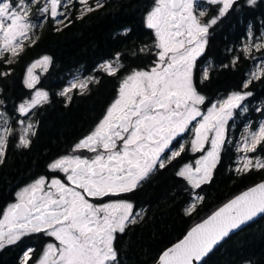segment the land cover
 Segmentation results:
<instances>
[{"label": "snow or ice", "instance_id": "6c2138e0", "mask_svg": "<svg viewBox=\"0 0 264 264\" xmlns=\"http://www.w3.org/2000/svg\"><path fill=\"white\" fill-rule=\"evenodd\" d=\"M73 2L0 0V65L18 62L25 51V42L31 46L39 39L36 30L40 25L32 20L34 10L44 22L50 19L67 27L65 21L71 23L68 9ZM75 3L81 6L77 19L104 6L102 0H94L92 4L89 0H75ZM204 3L216 6L214 15L201 7L200 0H153L144 17L145 27L153 30L155 37V60L151 67L134 68L127 75H120L122 70L126 71L121 53L98 65L97 71L120 80L114 99L94 128L73 146V153L80 154L56 158L48 165L54 174L51 179L40 176L15 193V201L0 213V250L32 234H43L55 242L45 244L34 264H120L115 247L117 235L126 234L130 225L147 215L146 209L136 211L133 202L120 197L143 187L188 151L201 155L194 165L186 163L179 167L175 175L192 189L212 180L221 151L229 142L226 126L233 110L241 108L242 102L253 93L235 91L223 100L208 101L211 106L202 110L208 98L202 94L200 85L210 80L212 69L205 68L197 76L198 58L205 54L209 29L230 10H235L238 0H204ZM245 3L255 7L258 0H245ZM252 48L259 52L264 49V42L246 45V57ZM146 50L151 51L140 49ZM239 59L235 57L232 65ZM51 62V57L45 55L28 66L23 84L34 91L16 108L20 116L27 117L49 102L48 92L36 87L40 77L33 70L42 65L46 71ZM12 71L11 67L5 70L0 66V78L10 76ZM261 79H264V62L258 64L241 87L248 89ZM99 82L96 76L74 78L59 95L70 100L68 93L77 90L83 95L89 85ZM3 104L4 100L0 99V105ZM243 110L246 112L247 108ZM19 123L22 127L17 147L28 148L30 137L36 135L37 124L25 125L24 120ZM188 132L193 133L190 143L181 142L180 138ZM15 135L8 115L0 111V164L4 162L9 138ZM262 147L264 122L256 129L249 127L237 145V151L242 153L235 169L237 174L264 169V157L249 155ZM85 151L92 155H84ZM58 173H63L64 178H59ZM105 198L108 202H93ZM203 199L195 196L196 202ZM196 202L185 210L186 215L195 211ZM258 218H264V182L235 196L195 224L159 255L156 264H202L231 234ZM34 252V248H26L20 264H29Z\"/></svg>", "mask_w": 264, "mask_h": 264}, {"label": "trees", "instance_id": "16d2710c", "mask_svg": "<svg viewBox=\"0 0 264 264\" xmlns=\"http://www.w3.org/2000/svg\"><path fill=\"white\" fill-rule=\"evenodd\" d=\"M153 0H106L104 6L93 11L83 20L72 22L62 31H55L53 22L47 21L46 29L34 45L25 48L18 61L23 64L51 53L63 63L89 62L98 57H114L121 53L126 63L145 59L138 46L147 40L145 13ZM127 34H125V31ZM17 86L18 72L13 73ZM116 77H106L104 86H96L92 95L77 97L69 107L48 111L39 118L34 137L28 148L17 147L15 135L12 147L6 151L0 164V211L16 189L29 178L40 173L45 164L81 137L86 128L101 115L108 100L101 95L107 87L115 88ZM8 91V83L3 84ZM15 86V87H16ZM264 91V79L254 83ZM257 121L252 128H255ZM224 157L212 180L197 191H184L187 186L171 172H166L146 188L150 202L146 217L130 225L126 234H118L115 247L120 264H155L159 255L179 241L186 232L220 206L245 189L264 180V169L237 174L233 165L238 155ZM264 155V147L257 152ZM194 194L204 199L190 215L185 208ZM24 245L15 244L0 250V264H20ZM264 264V218L233 233L204 258L202 264Z\"/></svg>", "mask_w": 264, "mask_h": 264}, {"label": "flooded vegetation", "instance_id": "af4514ba", "mask_svg": "<svg viewBox=\"0 0 264 264\" xmlns=\"http://www.w3.org/2000/svg\"><path fill=\"white\" fill-rule=\"evenodd\" d=\"M94 0H89V3L92 4ZM103 4L106 0H102ZM200 5L202 8L209 10V15H214L216 11V6L208 5L204 3V0H200ZM80 5L73 2V5L68 9L69 20L72 22L81 21L88 17L92 12L86 13L82 19H77V16L80 15L79 9ZM235 10H230L229 14L217 25L213 26V28L209 29L208 35V45L206 47V51L203 57L198 58L197 64V76H199L205 68L212 69L211 78L208 81H205L200 85V90L202 94H204L208 100L206 104L202 107L203 111L207 110V107H210V102H216L218 100L225 99L229 94L235 91H251L253 93L252 96L248 97L242 102L241 108L233 110V117L229 120L228 125L226 126V136L229 141L221 151L220 161L217 164L216 169L221 164L224 157L231 155L232 157L236 156L237 151V143L239 140V135L245 131L248 127H252L256 121H258L261 116L264 114V91L260 89H256L254 87V81L248 89H242L241 85L243 81L248 79L249 74L256 69L258 64L264 62V49L261 51H256L255 48H252L250 54L246 57L244 54V48L249 44H256L260 42H264V0H258V3L255 7H250L245 3V0H238V5L234 6ZM208 17H204L203 19H207ZM32 20L34 23L40 25L36 34L42 33L46 29L47 22H44V18L41 17L35 10L32 13ZM50 20V19H49ZM48 21V20H47ZM71 23L65 21L67 26ZM55 27L54 30L57 31V28H60L59 31H62L65 28L63 25H56L53 23ZM147 29V28H146ZM249 29L251 30V34H249ZM154 34L153 30L147 29V40L138 46V50L141 48L151 49V51H145V59L140 60L135 63H126L121 58V63H123L125 70H122L120 75H127L132 69H147L152 66L153 61L155 60V49H154ZM28 42H25V48L28 47ZM49 56L51 57V64L47 66V70H44V66L39 65L33 71L34 74L40 77V83L36 85L37 88L47 91L49 94V102L44 103L41 106H38L35 110L29 113L27 117L20 116L18 112H16V108L18 105L24 100L29 99L34 90H29L25 88L23 84V79L26 73V70L29 65H31L32 61L27 64L21 63L18 61L10 66H3L6 70L8 67L13 69L12 74L6 78H0V88L3 89V92L0 93V99L4 100V104L0 105V111L6 112L9 117L10 123L16 132H20L22 125L19 123L20 120L25 121V125L29 122L37 124L39 123V118L47 114L48 111H54L56 109H60L63 107H69L73 101L80 96L92 95L96 86H104L103 80L108 77L106 74L97 71L98 65L106 60H111L114 57L110 56H100L96 60H91L89 62L78 61L75 63H63L58 60H55L51 53L45 52L41 56ZM235 57H239V61L235 66L232 65V60ZM224 65H228L227 68ZM17 71L19 77H17V86L15 85V78L13 77V73ZM89 76H96L100 82L98 84L89 85L88 90L85 94L80 95L77 90H73L68 93V96L71 97L69 100L67 96H61L59 93L68 86L69 82L74 78L84 79ZM258 81V80H257ZM119 78L116 77L115 80V88L113 93L111 94L109 89L105 87L103 93L101 94L103 98L108 100L107 104L104 106L101 115L98 119L89 125L85 133L75 140L71 145H69L65 150L51 158L44 166L42 171L33 177L29 178L22 185H20L7 203L3 206L0 213L4 209H6L7 205L15 201V193L19 191L24 186L32 183L35 179L40 176H45L48 179H51L54 175L49 171L48 165L63 155H74L80 153H73V146L85 135H87L97 124L99 119L103 116L106 108L112 102L116 95V90L119 86ZM4 83H8V91H5L3 86ZM16 86V87H15ZM247 108L245 112L243 109ZM38 122V123H37ZM37 127L35 129H37ZM193 138V133L188 132L180 138L181 142L190 143ZM13 140L15 137L9 138V143L7 149L12 147ZM178 147V145H177ZM6 149V151H7ZM84 155H92L91 153L84 152ZM201 153H192L188 151L186 153H182L181 157L174 160L171 165H169L166 169L161 170L155 176H153L149 181L145 182L143 187L138 188L135 192L125 194L120 198L128 199L134 203L136 206L135 210L138 211L141 208L146 209L147 213L149 211L150 202L146 197V188L153 181L157 180L160 176L165 174L166 172H171L172 175L176 176L175 173L183 164H195V159L198 158ZM6 157V155H5ZM236 158V157H235ZM5 159V158H4ZM236 164V163H235ZM235 164L233 168H235ZM213 171V175L216 171ZM236 169V168H235ZM59 178L63 179L64 174L58 173ZM213 177V176H212ZM181 179V178H180ZM183 184L187 186L183 190L184 191H192L195 192L198 189H192L190 185L186 183L183 179ZM203 186V185H201ZM196 195L202 196L201 194H194L191 203L185 208L188 209L190 205L194 202V197ZM112 199H117V197H113ZM94 203H103L108 202V199L105 198L103 201H93ZM197 204L199 202H196ZM146 217V216H145ZM141 222V221H140ZM49 242H55L53 238L46 237L43 234H32L28 237L23 238L21 241L17 242L18 244L24 245L23 252L26 248L32 247L35 249L33 254V260L29 262V264H34L35 259H37L45 244Z\"/></svg>", "mask_w": 264, "mask_h": 264}, {"label": "rangeland", "instance_id": "374dc122", "mask_svg": "<svg viewBox=\"0 0 264 264\" xmlns=\"http://www.w3.org/2000/svg\"><path fill=\"white\" fill-rule=\"evenodd\" d=\"M40 58H42V56H40V57H38V58H36V59H34L33 61H32V63L33 62H35V61H37V60H39ZM112 60V59H111ZM31 63V64H32ZM37 66H39V65H37ZM261 122H264V114L261 116V118L257 121V124H256V127L255 128H252V127H250V128H252V129H256L258 126H259V124L261 123ZM249 128V127H248ZM247 128V129H248ZM247 129L245 130V131H243L240 135H239V140H238V143H237V145L238 144H241V141H242V137L244 136V135H246L247 134ZM19 133L20 132H16V135H17V138L19 137ZM242 155V153L240 152L239 153V155H238V158H237V161H238V159H239V157ZM249 155H255V156H260V157H264V155H262V154H259V153H255V154H249ZM237 161H236V164H235V168L237 167ZM194 200H195V197H194ZM247 264V263H246Z\"/></svg>", "mask_w": 264, "mask_h": 264}, {"label": "water", "instance_id": "95a60500", "mask_svg": "<svg viewBox=\"0 0 264 264\" xmlns=\"http://www.w3.org/2000/svg\"><path fill=\"white\" fill-rule=\"evenodd\" d=\"M261 182H264V180L261 181ZM261 182H259V183H261ZM259 183H257V184H259ZM255 185H256V184H255ZM255 185H253V186H255ZM253 186H251V187H253ZM251 187H249V188H251ZM249 188H247V189H249ZM247 189H245L244 191H246ZM244 191H242V192H244ZM242 192H241V193H242ZM241 193H240V194H241ZM240 194H238V195H240ZM232 199H233V198H232ZM229 201H230V200H229ZM229 201H228V202H229ZM228 202H226V203H228ZM226 203H225V204H226ZM223 205H224V204H223ZM223 205H222V206H223ZM222 206H220V207H222ZM220 207H219V208H220ZM216 210H217V209H216ZM216 210H215V211H216ZM212 213H213V212H212ZM212 213H211V214H212ZM211 214H210V215H211ZM208 216H209V215H208ZM204 219H205V218H204ZM201 221H202V220H201ZM201 221H199L198 223H200ZM196 224H197V223H196ZM194 226H195V225H194ZM192 227H193V226H192ZM192 227H191V228H192ZM191 228H190V229H191ZM190 229H189V230H190ZM189 230H188V231H189ZM188 231H187V232H188ZM238 231H239V230H238ZM187 232H186V234H187ZM236 232H237V231H236ZM186 234H185V235H186ZM183 237H184V236H183ZM183 237H182V238H183ZM182 238H181V239H182ZM177 242H178V241H177ZM177 242H176V243H177ZM174 244H175V243H174ZM171 246H172V245H171ZM171 246H170V247H171ZM168 248H169V247H168ZM156 262H157V261H156ZM156 262H155V264H156Z\"/></svg>", "mask_w": 264, "mask_h": 264}]
</instances>
